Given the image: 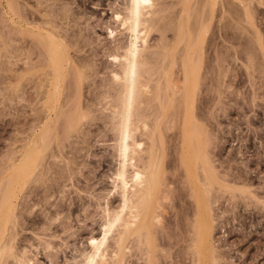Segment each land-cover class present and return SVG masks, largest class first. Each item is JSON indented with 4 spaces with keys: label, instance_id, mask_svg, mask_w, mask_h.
<instances>
[{
    "label": "rangeland",
    "instance_id": "374dc122",
    "mask_svg": "<svg viewBox=\"0 0 264 264\" xmlns=\"http://www.w3.org/2000/svg\"><path fill=\"white\" fill-rule=\"evenodd\" d=\"M16 1L14 14L7 0H0V195L13 159L50 123L51 137L36 175L19 195L9 240L19 252L27 250L36 264H68L88 249L92 236L100 235L103 206L119 166L109 116L117 104L110 77L117 68L110 59L122 52L118 44L127 42L114 19L124 0ZM212 1L165 0L153 17L147 77L153 89L163 82L182 22L186 35L178 59L192 37L203 49L195 114L210 133L214 165L222 178V186L214 190L217 253L222 264H264V0ZM110 28L119 31L117 43L108 38ZM48 34L62 38L71 58L63 89L54 98L57 104L50 109L47 94L53 93L54 74L43 45ZM147 99L139 111L153 129L160 123L154 150L164 154L170 196L160 212L155 263L194 264L189 222L193 198L180 188L183 175L175 162L181 140L177 113L183 104L176 101L167 116L169 105L160 107L155 92ZM139 137L150 145L149 133ZM239 172H245V179ZM238 176L242 180L235 185L232 179ZM229 185L235 187L227 189ZM243 186L250 192L242 191ZM110 201L118 206V195ZM145 252L134 244L129 264H148Z\"/></svg>",
    "mask_w": 264,
    "mask_h": 264
},
{
    "label": "bare ground",
    "instance_id": "6f19581e",
    "mask_svg": "<svg viewBox=\"0 0 264 264\" xmlns=\"http://www.w3.org/2000/svg\"><path fill=\"white\" fill-rule=\"evenodd\" d=\"M189 1L181 0V2L186 3ZM164 2L165 0H124V3H121L122 9L114 12V19L122 27L121 34L127 37L126 44L123 46L118 44V49L120 48L122 52L114 54L110 59L117 68L111 72L110 76L112 77V83L115 84L117 104L113 106L114 109H112V113L109 116L112 122V130L115 133L114 136H116L115 149L119 166L112 179L114 188L106 196V203L103 206L104 218H102L100 235L92 236L88 241V249H85L80 254L79 259L76 256L68 264H129V256L133 251L134 244L137 247L141 246L144 248L146 251L145 259L148 264H156V230L158 226L162 225L163 218L160 212L161 209H164V203L169 200L170 196L168 183L167 192L165 191L164 154L154 150V144L156 143L155 130L160 126V123H157L158 125L156 124L153 129L147 116L139 111L147 103L146 99L154 92L158 101H160V107L170 106L167 107V116L176 101L183 104V107L177 113V124H179L181 140H179V149L177 148L178 151L176 152L178 158L175 162L178 163V168L182 170L181 174L183 175V180H180L184 185L182 184L183 186L180 188L187 189L191 198H193V209L189 220L192 228V242L190 245L192 261L194 264H222V256L217 253V247L214 242L216 225L214 190L217 186H222V178L220 179L214 165L210 133L200 123L195 114V101L200 85L203 49L199 45L201 44L199 40L194 39L195 42L193 43L192 37L190 41L192 44L187 43L184 54L178 59L179 57L176 56L177 50L186 35L182 22L178 26L176 43L172 46L171 53L169 52L170 63L169 67L167 66V73H163V82L157 81L156 88L153 89L152 84L150 85L149 83L150 78L147 77V74L151 71L147 51L150 48V38L154 31L155 21L153 22V17L160 11ZM211 2L213 3L212 0ZM7 3L10 13L14 12V14H17V1L7 0ZM184 6V11H186V8L187 10L189 9L185 3ZM22 16L19 15L18 18H22ZM32 29H34L33 26ZM30 31L31 33L34 32ZM118 32L117 29L110 28L108 38L117 43L120 41ZM38 34L41 35L40 31ZM36 35L34 34V36ZM43 35L46 34L44 33ZM43 35L41 36L43 37ZM54 35H49L46 40L37 37L40 42L43 40V45L46 46L44 47L50 56H48L50 63L47 64L51 66L49 69L54 74V80L52 81L51 79L50 81L54 87V90L51 91L53 93L47 94L49 100L46 102L49 105L47 106L49 109L55 106L54 104L57 100L55 101L54 98L56 94L61 93L60 91L62 90L60 89H63L61 84L66 80L64 78L67 71H69V69L67 70V65L71 63L70 54L67 52L69 49L65 48V43L60 40L62 38L58 40ZM198 36L200 37L198 39H201V36ZM178 64L181 69L180 73L177 74L175 68L178 67ZM52 86L50 84L49 87ZM162 114L165 115V112ZM45 126H43L40 133L36 134L26 144L27 146L25 145L26 147L24 146L25 148L21 150L19 158L13 159L6 173L7 176H5L7 184L0 195V264H36L33 259L28 257L27 250L23 249L19 252L14 247V242L9 240V229L15 223L17 217V201L20 199V193H23L22 191L25 190L36 175L39 165H41L43 149L48 144L46 140L48 139L49 141L51 137L49 136L52 132L50 131V125ZM157 131L159 133V130ZM148 133L150 145L146 147L145 140H140L139 136L148 135ZM241 173H243V177H241ZM241 173L240 177L245 179V172ZM240 177H234L232 179L233 184L239 185L238 182L240 183L242 180ZM246 177L248 178V176ZM239 179L240 181H238ZM243 183L240 185H243ZM234 187L229 185L227 189ZM246 187L243 186L240 189L244 192H250ZM182 194L184 193L182 192ZM115 195H118L119 200V204L116 207L112 206L110 201V198ZM181 209L188 211L183 205Z\"/></svg>",
    "mask_w": 264,
    "mask_h": 264
}]
</instances>
